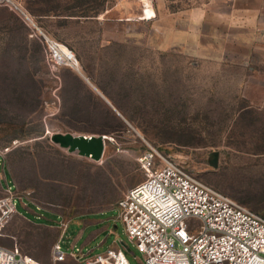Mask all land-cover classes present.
I'll return each instance as SVG.
<instances>
[{"label": "rangeland", "instance_id": "374dc122", "mask_svg": "<svg viewBox=\"0 0 264 264\" xmlns=\"http://www.w3.org/2000/svg\"><path fill=\"white\" fill-rule=\"evenodd\" d=\"M27 2L79 71L50 73L41 40L0 6V148H10L0 197L5 180L19 195L1 245L41 264L57 240L81 258L119 245L143 264L116 203L144 178L135 157L147 145L264 216V0ZM54 133L106 134L102 159L68 152Z\"/></svg>", "mask_w": 264, "mask_h": 264}, {"label": "built area", "instance_id": "2783aa9c", "mask_svg": "<svg viewBox=\"0 0 264 264\" xmlns=\"http://www.w3.org/2000/svg\"><path fill=\"white\" fill-rule=\"evenodd\" d=\"M26 1L0 0V6L22 16L30 36L41 40L50 73L55 75L61 67L78 68L73 51L37 25ZM9 149L0 148L2 162ZM135 160L144 178L123 193L116 209L143 264H264V216L204 183L169 153L147 145ZM1 188L0 236L17 214L15 197L19 196L6 180ZM79 252L64 253L57 240L51 246V264H130L119 245L85 258ZM0 264L41 263L15 243L0 244Z\"/></svg>", "mask_w": 264, "mask_h": 264}, {"label": "water", "instance_id": "95a60500", "mask_svg": "<svg viewBox=\"0 0 264 264\" xmlns=\"http://www.w3.org/2000/svg\"><path fill=\"white\" fill-rule=\"evenodd\" d=\"M105 134H72L54 133L51 140L60 147L66 148L68 152H76L79 156L89 157L95 161L101 160L105 150ZM219 159L218 151H212L208 158V163L212 167H217Z\"/></svg>", "mask_w": 264, "mask_h": 264}, {"label": "crops", "instance_id": "0c3cea01", "mask_svg": "<svg viewBox=\"0 0 264 264\" xmlns=\"http://www.w3.org/2000/svg\"><path fill=\"white\" fill-rule=\"evenodd\" d=\"M29 1V0H28ZM34 1V0H33ZM38 1H41V2H45V0H38ZM110 1L111 0H109V3H110ZM112 1H116V0H112ZM26 3H28L27 1H26ZM113 5V4H112ZM111 4L108 6V8H105V13H110L111 12V10H113V7L114 6H112ZM25 6H26V4H25ZM44 14L45 13H40V14H35V17H37L38 19H44ZM58 18H61V16H58ZM42 21H44V20H39V22L42 24ZM88 215V214H87ZM88 225H90V224H92V223H94L95 222V220H92V219H86V221H85ZM110 247H115L114 245H111ZM63 264H72V261H66L65 263H63Z\"/></svg>", "mask_w": 264, "mask_h": 264}, {"label": "bare ground", "instance_id": "6f19581e", "mask_svg": "<svg viewBox=\"0 0 264 264\" xmlns=\"http://www.w3.org/2000/svg\"><path fill=\"white\" fill-rule=\"evenodd\" d=\"M146 4H145V9L143 10V14H144V16H143V18H151V17H153L154 16V12H153V10L151 9V7L149 6V4L147 3V2H145ZM144 6V5H143ZM142 18V17H141ZM78 67V66H77ZM77 69V71H79V68H76ZM106 137L108 138V136L106 135ZM95 161V160H94ZM98 161H100V160H98Z\"/></svg>", "mask_w": 264, "mask_h": 264}, {"label": "trees", "instance_id": "16d2710c", "mask_svg": "<svg viewBox=\"0 0 264 264\" xmlns=\"http://www.w3.org/2000/svg\"><path fill=\"white\" fill-rule=\"evenodd\" d=\"M61 68H63V67H61ZM106 135V134H105ZM146 149V148H145ZM222 192V191H221ZM226 194V193H225ZM234 198V197H233ZM235 200H237L238 202H240L241 204H248L249 203V201L248 200H245V199H243V198H241V197H235L234 198ZM249 206H256L255 204H248ZM258 206V205H257ZM256 212V211H255Z\"/></svg>", "mask_w": 264, "mask_h": 264}]
</instances>
